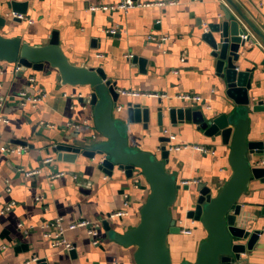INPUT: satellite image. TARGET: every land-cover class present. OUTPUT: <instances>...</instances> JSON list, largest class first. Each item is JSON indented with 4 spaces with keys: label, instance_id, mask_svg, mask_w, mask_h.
<instances>
[{
    "label": "crops",
    "instance_id": "0c3cea01",
    "mask_svg": "<svg viewBox=\"0 0 264 264\" xmlns=\"http://www.w3.org/2000/svg\"><path fill=\"white\" fill-rule=\"evenodd\" d=\"M16 1H28V11L20 22H13L17 27L15 33L7 36L20 35L24 41L40 45L48 43L52 32L57 30L60 44L74 64L102 67L108 78L117 82L118 91L135 89L161 95H122L125 102L133 99L157 104L163 100L169 106L181 105L184 101L176 97L178 94L198 93L207 98L210 108L197 105L215 114L221 113L231 100L216 77L209 59L211 47L202 34L210 23L225 20L228 10L242 24L246 37H251L239 50L238 64L240 68L255 67L250 95L255 94L254 103L264 101V0H179L175 4L168 3L169 0H149L165 4L127 12L89 10L90 5L119 0ZM113 28L117 33L108 32ZM163 34L170 38L164 44L150 39L151 35ZM134 57L143 58L144 65ZM49 68L21 73L15 64L0 60V264H26L35 257L46 259L48 264H135L136 247L122 245L113 238L112 231L124 233L138 224L150 188L145 182L140 187V177L127 175L120 166L104 171L85 156L78 155L75 160L73 155L59 149L58 146L72 145L77 139L79 144L83 140L94 143L99 140V133L90 106L80 101V96L88 93V86L62 84L58 72L53 69L50 72ZM32 77L36 91L40 90L45 97L37 106L22 105L15 95L26 89ZM122 104L117 110L124 108ZM155 123L148 128L143 123L128 125L129 144L158 155L160 147L168 144L162 140L164 137L171 140L168 148L185 143L191 146L169 149L167 169L181 185L173 207L178 221L186 217L185 210L189 207L185 186L208 181L219 189L231 176L230 144L220 138L205 137L192 122L173 126L165 117L163 130ZM249 139H264L263 111H252ZM192 145L204 146L208 151ZM19 146L25 150L20 153L5 150ZM46 157H53L54 161L44 165ZM263 158L264 151L248 154L253 166L264 167L260 164ZM40 166L39 174H25L26 170ZM56 172L64 174L50 178ZM184 180L190 182L186 184ZM11 202L13 207L4 210ZM239 203L238 224L262 232L254 249L247 253L249 263L264 264V180L253 179ZM118 210L126 213L109 217ZM58 216H63L65 222L103 219L98 228L99 242L94 243L86 227H78L65 230V237L73 243L71 250L53 246L45 232ZM106 222L110 223L111 231L103 227ZM190 224L192 235L179 233L169 237L174 264L194 261L200 243L207 236L196 221ZM38 260L30 264H38Z\"/></svg>",
    "mask_w": 264,
    "mask_h": 264
},
{
    "label": "water",
    "instance_id": "95a60500",
    "mask_svg": "<svg viewBox=\"0 0 264 264\" xmlns=\"http://www.w3.org/2000/svg\"><path fill=\"white\" fill-rule=\"evenodd\" d=\"M28 7V1L0 0V60L15 64L21 73L29 69L42 71L49 66L50 72L51 69L58 72L62 84L88 86V93L81 95L80 101L92 110L99 140L94 143L83 140V144H79L77 139L72 145L58 147L73 155L75 160L82 155L97 162L98 168L104 171L120 166L127 175L140 177V187L143 182L148 184L150 191L140 209L138 224L124 233L112 231L119 243L136 247L135 264H174L169 237L181 231L173 213L181 185L176 175L167 169L170 138L162 139L168 144L160 147V155L132 148L129 144L128 125L143 123L148 128L156 121L163 130L165 117L173 126L192 122L205 137L220 138L230 144L232 173L219 189L208 181L184 187L189 194L186 217L200 224L207 236L200 243L195 260L180 264H250L247 253L254 249L262 232L240 226L237 217L241 213L239 200L251 181L264 180V167L253 166L248 159L249 153L264 151V139H249L251 113L264 112V101L254 103L255 94L250 95L255 67L240 68L238 64L241 46L251 40L250 36H243L242 24L227 10L225 20L210 23L209 29L202 34L211 47L209 59H212L216 77L224 84L226 96L231 100L221 113L215 114L208 108L184 102L170 106L163 100H158L157 104L133 99L125 102L117 82L109 79L102 67L86 63L77 65L69 59L57 30L52 32L48 43L40 45L30 44L20 35L7 36L15 33L17 27L13 22L22 20L11 15L26 14ZM239 14L248 21L240 11ZM134 60H139L140 65L145 63L143 58L134 57ZM25 88L34 91L29 84ZM120 103H124V108L117 110ZM17 143L26 142L17 140ZM104 226L112 230L109 222ZM38 264L48 263L46 259H39Z\"/></svg>",
    "mask_w": 264,
    "mask_h": 264
},
{
    "label": "built area",
    "instance_id": "2783aa9c",
    "mask_svg": "<svg viewBox=\"0 0 264 264\" xmlns=\"http://www.w3.org/2000/svg\"><path fill=\"white\" fill-rule=\"evenodd\" d=\"M179 0H169L168 3L170 4H175L177 3ZM163 4H165V2L163 1H149V0H119L117 2H112V3H100V4H94V5H90L89 10L91 12H96L98 10H102L105 12H114V11H123V12H127L133 8H139V7H151V6H155V5H159V6H163ZM14 16H18L20 18H24L25 16L23 14H13ZM109 33L115 34L117 33V29L113 28V29H109L108 30ZM246 38V35H243ZM150 39L152 40H157L159 41L161 44H164L165 42H167L170 38L168 35H160V36H154L151 35ZM130 56V55H129ZM128 56V57H129ZM17 70L19 71V69L17 68ZM30 81L29 86H31V88L34 91H29L28 89H23L20 90L15 96L18 100V102H20L22 105H27V104H32V106H37V104L45 97V94L43 92H39L40 90L36 91L35 88V78L32 77ZM120 93L122 95H133V96H146V95H155V96H161L160 94H158L157 92H141L139 90H135V89H129V90H120ZM177 98L181 99L182 101L188 103L189 105H196L199 106L197 104H203L206 105L208 108H210V105L207 102V98H205L204 96H202L201 94L198 93H188V92H182L180 94H178L176 96ZM119 108H121V106H119ZM72 124L74 126H77V124L75 122H72ZM94 138H96V135H94ZM171 138H174V136H171ZM187 147H191L189 144H179L177 146H170L169 149L174 150V149H181V148H187ZM193 148L197 149V150H201V151H208L207 148H205L204 146H199V145H192ZM7 152H21L25 150L24 146H19V147H7L5 149ZM54 161L53 157H46L43 159V163L44 165L46 164H50ZM260 164L264 165V158L262 160H260ZM42 171L41 166L32 170H26L25 174L28 176H35L36 174H39ZM64 172H56V173H51L50 174V178H55L58 176L63 175ZM190 181L188 180H184V183L188 184ZM128 203V202H127ZM14 205V202L9 203L8 205H6V207L4 208V210L8 211L10 210ZM126 213V211L124 210H118L114 213H110L109 217L111 218H116L121 216L122 214ZM103 221V219H99V220H92V219H87V218H80L71 222H65V219L63 216H58L57 218H55L52 222H50L48 224V231L45 232V236L49 237L52 241V245L53 246H61L63 247L65 250H71L73 248V243L71 241H69L66 237H65V230L70 229V230H74L78 227H86L88 229L89 234L92 236L94 243L97 244L99 241L97 239V235H98V228H100L101 226V222ZM178 224L181 228L180 233L184 234V235H192L193 234V227L192 224H190V222H195L192 219H189L187 217L185 218H181L178 221ZM53 230V231H51ZM38 258H32L31 260H28L26 262V264H30L32 261H37Z\"/></svg>",
    "mask_w": 264,
    "mask_h": 264
}]
</instances>
